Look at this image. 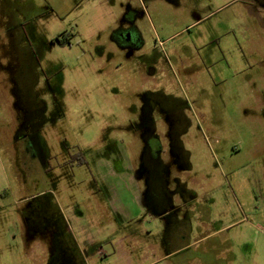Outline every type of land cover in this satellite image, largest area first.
Masks as SVG:
<instances>
[{
	"label": "rangeland",
	"instance_id": "rangeland-1",
	"mask_svg": "<svg viewBox=\"0 0 264 264\" xmlns=\"http://www.w3.org/2000/svg\"><path fill=\"white\" fill-rule=\"evenodd\" d=\"M123 19L130 52L112 39ZM146 115L178 176L164 177L172 229L132 172L143 138L131 121ZM35 132L51 177L22 152ZM65 146L87 164L59 179ZM54 255L264 264V0H0V264Z\"/></svg>",
	"mask_w": 264,
	"mask_h": 264
},
{
	"label": "flooded vegetation",
	"instance_id": "flooded-vegetation-1",
	"mask_svg": "<svg viewBox=\"0 0 264 264\" xmlns=\"http://www.w3.org/2000/svg\"><path fill=\"white\" fill-rule=\"evenodd\" d=\"M124 21H129L126 19H123ZM129 26L124 27L121 24L118 25L114 30H112V39L116 43V45L122 49V50H128L129 52L131 49L138 47V44L135 43L137 40V31L135 29V26L132 24L131 21H129ZM61 35H54L50 38V43H57L59 45H63L65 43H62L61 40L64 41V37ZM40 51L41 56V46L38 49ZM36 62L40 64L39 57H36ZM36 106V105H35ZM151 118L149 116H144L143 118H139L137 120L131 121V123H136L140 128L142 136V150L140 152V159L139 161L134 160V165L132 167V172L135 171L136 174L142 176L145 175L147 184L145 187V190L141 191L139 194L140 202L144 207L152 208V210L157 214L159 218H166V225H169L171 223L174 211V206L171 204L172 197L170 195V192L168 188L165 186L166 180L164 177L168 176L169 178L172 176L173 180H177L178 176L176 175V172H173L172 169L174 168V165L172 163V157L168 156V154H165L163 145L160 144L159 139L156 137V134L154 133V129L151 126ZM54 122V119L52 120ZM41 128V126H40ZM38 129V131L40 130ZM137 128V129H138ZM36 130V129H35ZM135 130V129H134ZM26 136V135H24ZM35 140L32 143H28L25 145V142L23 144L22 152H32L34 151L33 157L35 156V165H39L42 171V173L45 176H52L50 170V160L51 159V153L50 149L45 141V139L42 137L39 132H35ZM153 138V141L150 140ZM18 150V147H17ZM16 150V151H17ZM21 152V150H20ZM112 153H107L106 150H103L101 153L102 159L105 161H111V163L114 164V160L111 157ZM115 154V153H114ZM165 156H168L167 159H164ZM56 162L58 164V167H61L60 173L56 174V178H67L71 176V165L72 163H79V164H87L85 161V154L83 152H78L77 154H74L70 151H68L67 146H65L64 150L62 152H57L56 156ZM137 163V166H136ZM30 164H33L32 162ZM35 168V167H34ZM251 170L254 172V170L251 168ZM43 175V176H44ZM44 176V177H45ZM138 176V177H140ZM45 180H49L47 177L44 178ZM58 181V180H57ZM54 183V181H53ZM184 201L186 199L184 198ZM176 223H174V228H177V225H181L180 219H173ZM170 228L172 224L169 225ZM181 232L183 231V225H181ZM172 229V228H171ZM64 232V231H63ZM68 232V231H67ZM170 235V234H169ZM60 262L61 264H72L71 260H69L67 257H63L62 255H54L51 259V264H54L56 261ZM66 261V262H65ZM71 261V262H70ZM174 264V263H172Z\"/></svg>",
	"mask_w": 264,
	"mask_h": 264
},
{
	"label": "trees",
	"instance_id": "trees-1",
	"mask_svg": "<svg viewBox=\"0 0 264 264\" xmlns=\"http://www.w3.org/2000/svg\"><path fill=\"white\" fill-rule=\"evenodd\" d=\"M67 35H68V34H65V32L63 33V36H64V41H63V40H61V42H62V43H65V42H67V40H68V38H67Z\"/></svg>",
	"mask_w": 264,
	"mask_h": 264
},
{
	"label": "crops",
	"instance_id": "crops-1",
	"mask_svg": "<svg viewBox=\"0 0 264 264\" xmlns=\"http://www.w3.org/2000/svg\"><path fill=\"white\" fill-rule=\"evenodd\" d=\"M138 196H139V194H138Z\"/></svg>",
	"mask_w": 264,
	"mask_h": 264
}]
</instances>
